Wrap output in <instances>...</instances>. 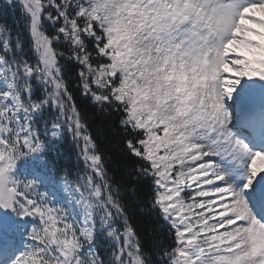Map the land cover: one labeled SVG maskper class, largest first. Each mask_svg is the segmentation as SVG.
I'll use <instances>...</instances> for the list:
<instances>
[{
	"label": "snow or ice",
	"instance_id": "obj_1",
	"mask_svg": "<svg viewBox=\"0 0 264 264\" xmlns=\"http://www.w3.org/2000/svg\"><path fill=\"white\" fill-rule=\"evenodd\" d=\"M9 10L0 264H264V0H4ZM77 97L114 118L127 180ZM132 204L167 243L145 245Z\"/></svg>",
	"mask_w": 264,
	"mask_h": 264
},
{
	"label": "trees",
	"instance_id": "obj_2",
	"mask_svg": "<svg viewBox=\"0 0 264 264\" xmlns=\"http://www.w3.org/2000/svg\"><path fill=\"white\" fill-rule=\"evenodd\" d=\"M3 5L4 0H0V8H2ZM14 18L11 10H9L6 16L0 15V24L7 23L11 25ZM77 102L81 106V109H86L88 113L90 131L96 139L100 150L104 153L105 158L110 161V169L115 171L119 180H127L128 177L125 176L124 173L131 167L133 161L131 157L126 155L121 149L122 137L111 129L114 118L112 116L97 114L96 110L92 108L87 101H83L79 97H77ZM70 154L71 150H69V155ZM72 163H75V157H73ZM141 192V199L143 200L147 189L142 188ZM131 208L134 212V223L146 246L160 245L168 242L164 235L166 229H160L159 221L153 219L149 215H142L137 210L136 204H132Z\"/></svg>",
	"mask_w": 264,
	"mask_h": 264
}]
</instances>
